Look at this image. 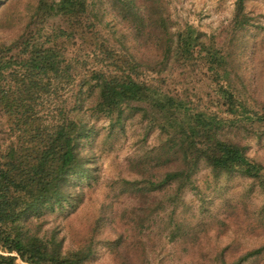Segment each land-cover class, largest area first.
Here are the masks:
<instances>
[{
	"label": "rangeland",
	"instance_id": "obj_1",
	"mask_svg": "<svg viewBox=\"0 0 264 264\" xmlns=\"http://www.w3.org/2000/svg\"><path fill=\"white\" fill-rule=\"evenodd\" d=\"M83 1L74 15L38 19V0H0V44L16 43L9 55L38 42L62 59L34 115L82 119L94 129L80 139L93 169L74 180L82 199L40 205L24 229L62 252L81 250V264H264L263 175L214 172L204 160L183 170L176 142L143 103L97 111L93 86L102 72L128 74L183 97L192 111L227 116L220 136L264 165V121L226 110L229 94L248 114L264 113V0ZM186 25L224 57L220 63L176 48ZM13 138L0 115V147Z\"/></svg>",
	"mask_w": 264,
	"mask_h": 264
},
{
	"label": "trees",
	"instance_id": "obj_2",
	"mask_svg": "<svg viewBox=\"0 0 264 264\" xmlns=\"http://www.w3.org/2000/svg\"><path fill=\"white\" fill-rule=\"evenodd\" d=\"M83 8V0H38L35 16L64 17ZM200 35L195 27L186 25L178 33L176 48L190 55L204 51L212 62L220 63L224 57L209 50ZM14 44H0V115L6 117L14 136L0 147V264H81L84 252H62L58 243L26 231L22 222L40 205H62L82 199L83 192L76 190L74 180L89 177L93 169L81 153L80 139L94 129L82 119L61 115L47 121L34 115L35 98L45 94L46 85L58 75L62 59L52 45L39 48L38 42L31 49L9 55ZM96 78L94 109L112 113L130 102L143 103L153 122L176 142L178 149L174 154H182L183 170L190 171L204 160L214 172L241 170L251 176L262 174L264 184V165L250 159L239 143L220 136L227 116L192 111L183 97L140 83L128 74L108 77L102 72ZM232 99L228 94L229 113L240 120L264 121V113L250 115L244 104ZM179 174L175 171L167 176ZM258 250L252 249L246 255Z\"/></svg>",
	"mask_w": 264,
	"mask_h": 264
}]
</instances>
